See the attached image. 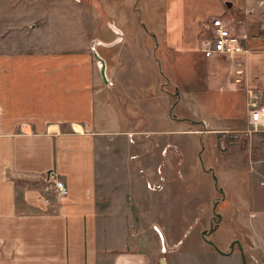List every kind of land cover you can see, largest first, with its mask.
<instances>
[{
	"label": "rangeland",
	"instance_id": "374dc122",
	"mask_svg": "<svg viewBox=\"0 0 264 264\" xmlns=\"http://www.w3.org/2000/svg\"><path fill=\"white\" fill-rule=\"evenodd\" d=\"M11 5L29 8L20 22L33 26L37 17L30 11L37 6L39 25H45L28 34L17 31L18 41L8 49L17 52L12 55L70 69L83 48L117 37L109 49L96 45L98 54L108 57L109 71L122 66L139 73L140 100L155 105L157 122L151 126L156 134L148 133L142 109L138 134L129 138L140 151L146 178L135 199L141 239L137 262L218 264L215 248L202 238L218 202L221 221L209 241L228 252L232 241L240 240L247 264H264L257 241L240 224L249 214L259 223L264 209L263 200L253 204L264 197V132L246 134L247 91L264 90L259 84L264 74L258 72L264 57V0H14ZM218 17L241 47L207 59L202 45L212 37V19ZM112 23L123 35L115 37ZM40 51L56 55L33 58ZM144 238L153 244L146 245Z\"/></svg>",
	"mask_w": 264,
	"mask_h": 264
},
{
	"label": "crops",
	"instance_id": "0c3cea01",
	"mask_svg": "<svg viewBox=\"0 0 264 264\" xmlns=\"http://www.w3.org/2000/svg\"><path fill=\"white\" fill-rule=\"evenodd\" d=\"M13 2L0 0V264H139L134 211L146 178L140 151L129 138L138 134L142 109L148 133L156 134L155 105L141 102L139 73L122 66L109 71L108 57L106 83L92 46H84L70 69L12 55L8 49L18 41L17 31L45 26L39 25L37 6L30 12L38 26L20 22L29 8ZM111 32L116 35L112 27ZM102 42L109 49L116 40ZM40 52L33 58L56 55ZM260 62L261 76L264 57ZM259 84L264 87L263 78ZM51 170L68 188L60 204L44 201L42 179ZM255 199L254 205L264 201ZM261 215L259 223L246 215L240 224L252 233L264 260V209ZM215 253L218 264H242L237 252Z\"/></svg>",
	"mask_w": 264,
	"mask_h": 264
},
{
	"label": "built area",
	"instance_id": "2783aa9c",
	"mask_svg": "<svg viewBox=\"0 0 264 264\" xmlns=\"http://www.w3.org/2000/svg\"><path fill=\"white\" fill-rule=\"evenodd\" d=\"M212 37L204 40L201 51L207 59H212L227 53H233L240 48L239 42L235 41L231 35L230 26L222 19H212ZM247 131L250 136L253 133L264 132V90L249 89L247 91ZM206 125V124H205ZM44 192L46 193L44 201L46 204H57L68 195V188L61 176L51 170L42 179Z\"/></svg>",
	"mask_w": 264,
	"mask_h": 264
},
{
	"label": "water",
	"instance_id": "95a60500",
	"mask_svg": "<svg viewBox=\"0 0 264 264\" xmlns=\"http://www.w3.org/2000/svg\"><path fill=\"white\" fill-rule=\"evenodd\" d=\"M226 5H227L228 9H231L232 8V3H230V2L228 3L227 2ZM111 27H112V30L115 32V34L117 36L123 35V32L120 29L116 28V26L114 24ZM96 45H104V43L102 41H94V44H92V52H93L94 58H95V60L97 62V65H98V67L100 69L102 78L104 79V81L106 83H108V78H107V74H106V63H105L104 59L98 54L97 49H96ZM214 178H215L216 186H217V179H216V177H214ZM215 209H216V206H214V210H213L214 213H216L215 212ZM216 217H218V218L221 219V215L220 214H217L216 213ZM211 233H213V229L212 228L209 231V234H211ZM207 242L210 245H212L213 247H215L217 250H219L212 241H207ZM238 244H239V247H240V251L243 253V249H242L240 243H238ZM232 247H233V245H232ZM232 251H233V248H232V250H231V252L229 254H231ZM161 264H167L166 263V260L165 259H162L161 260ZM243 264H247L244 254H243Z\"/></svg>",
	"mask_w": 264,
	"mask_h": 264
},
{
	"label": "flooded vegetation",
	"instance_id": "af4514ba",
	"mask_svg": "<svg viewBox=\"0 0 264 264\" xmlns=\"http://www.w3.org/2000/svg\"><path fill=\"white\" fill-rule=\"evenodd\" d=\"M115 37H116V35H115ZM114 40H117V37L114 39ZM105 45V44H104ZM106 47V46H105ZM220 193H221V191H220ZM217 205H218V202H216L215 203V206L217 207ZM214 212V211H213ZM214 215L215 216H213L212 217V220H211V227H210V229L212 228L213 229V233H214V231L216 230V227L219 225V223H220V221H221V219L220 218H218V217H216V213H214ZM210 229H209V231H210ZM209 231H204L203 233H202V238L207 242V241H209V239H208V237L210 236V234H209ZM233 243L231 244V248H230V250L228 251V252H225L224 253V251H220V249L219 250H217L215 247V251H217V252H219V253H221V254H223V255H230L229 253H230V251L232 250V248H233V251H232V253L231 254H233L234 252H235V249L237 248L239 251H238V253H239V255H240V257H241V261H242V264H243V254H244V256H245V259H246V255H245V252H244V249H243V246H242V243H241V241L240 240H234V241H232ZM208 243V242H207ZM238 243H240V245H241V247H242V249H243V253L240 251V247H239V244ZM209 244V243H208ZM232 245H233V247H232ZM212 246V245H211ZM217 247V246H216ZM246 262H247V259H246Z\"/></svg>",
	"mask_w": 264,
	"mask_h": 264
}]
</instances>
